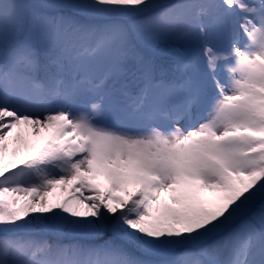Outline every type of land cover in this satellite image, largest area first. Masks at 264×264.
Wrapping results in <instances>:
<instances>
[{
    "label": "snow or ice",
    "instance_id": "6c2138e0",
    "mask_svg": "<svg viewBox=\"0 0 264 264\" xmlns=\"http://www.w3.org/2000/svg\"><path fill=\"white\" fill-rule=\"evenodd\" d=\"M0 264H264V0H0Z\"/></svg>",
    "mask_w": 264,
    "mask_h": 264
},
{
    "label": "rangeland",
    "instance_id": "374dc122",
    "mask_svg": "<svg viewBox=\"0 0 264 264\" xmlns=\"http://www.w3.org/2000/svg\"><path fill=\"white\" fill-rule=\"evenodd\" d=\"M67 195H69V193H61L59 190H57L53 195V202H59L60 200L64 199Z\"/></svg>",
    "mask_w": 264,
    "mask_h": 264
},
{
    "label": "bare ground",
    "instance_id": "6f19581e",
    "mask_svg": "<svg viewBox=\"0 0 264 264\" xmlns=\"http://www.w3.org/2000/svg\"><path fill=\"white\" fill-rule=\"evenodd\" d=\"M31 140H34L35 138L29 137Z\"/></svg>",
    "mask_w": 264,
    "mask_h": 264
}]
</instances>
